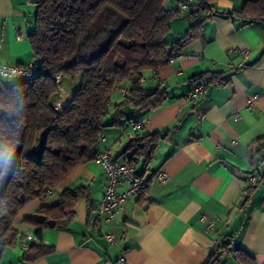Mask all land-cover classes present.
I'll return each mask as SVG.
<instances>
[{
	"label": "crops",
	"instance_id": "crops-1",
	"mask_svg": "<svg viewBox=\"0 0 264 264\" xmlns=\"http://www.w3.org/2000/svg\"><path fill=\"white\" fill-rule=\"evenodd\" d=\"M244 1L216 0L217 11L206 16L200 34L146 73L142 84L159 85L166 100L137 117L139 130L133 131L131 122L103 130L98 150L110 151L117 161L125 159L124 148L134 136L160 133L153 158L136 160L145 190L127 193L115 216L97 231L96 205L106 175L98 161L89 160L56 186L50 200H33L18 213L17 241L4 250L0 264H203L223 241L229 243L223 264H264V148L250 152L256 139L264 147V22L244 23L227 14ZM35 12V0H0V64L34 61L28 36ZM187 27L182 16L173 19L174 32L166 40H176ZM242 47L249 48L245 57ZM201 83L203 94L186 99ZM76 86L62 79L57 100L68 103ZM156 171L167 175L165 182L155 179ZM256 182L247 199L245 187ZM78 187H85L86 195L72 205L71 220L64 227L55 221L36 239L35 228L24 219H41L40 207L58 204L62 190ZM126 190V183L118 186L119 192ZM106 233L114 236L112 244ZM40 242L52 251L34 262L22 261L23 251Z\"/></svg>",
	"mask_w": 264,
	"mask_h": 264
},
{
	"label": "trees",
	"instance_id": "trees-1",
	"mask_svg": "<svg viewBox=\"0 0 264 264\" xmlns=\"http://www.w3.org/2000/svg\"><path fill=\"white\" fill-rule=\"evenodd\" d=\"M35 2L34 29L28 39L39 72L29 82H0V257L17 241L18 213L33 200H50L44 197L48 189L94 159L106 127L134 124L140 114L162 105L166 91L159 85L144 86L146 73L181 53L200 34L206 16L217 11L216 0ZM227 14L244 23L264 22V0H245L241 9ZM180 16H185L188 27L168 42L170 22ZM62 79L76 81L77 86L71 100L57 111ZM159 136V132L134 136L124 148L125 159L128 152L129 161L149 159ZM260 148L264 147L256 139L250 152ZM257 184L245 187L247 199ZM85 190H62L61 202L37 210L41 219H24L35 228L36 239L49 228V220L64 227ZM228 246L221 242L203 264H223ZM51 251L41 242L30 244L22 261L34 262Z\"/></svg>",
	"mask_w": 264,
	"mask_h": 264
},
{
	"label": "built area",
	"instance_id": "built-area-1",
	"mask_svg": "<svg viewBox=\"0 0 264 264\" xmlns=\"http://www.w3.org/2000/svg\"><path fill=\"white\" fill-rule=\"evenodd\" d=\"M249 53V48L242 47L240 48V54L242 56H247ZM171 60V59H170ZM40 69V64L29 63L26 65H10V64H0V82L5 80H23L29 82L33 80L38 74ZM57 77V81H59ZM205 91L204 84L196 85L191 91L186 95V99L192 100L198 98ZM255 98L249 99L247 101V108L253 106ZM55 109L59 111L55 105ZM204 116L203 112H199V117ZM234 118L238 119L239 114L235 113ZM141 127L140 123L132 124V130L137 131ZM156 148V145H152V149L149 153V159L153 158V151ZM131 152H128L126 159L123 161H117L110 155V151L98 152L95 156V160L99 162L102 166L105 175L106 181L103 188V194L101 199L96 205V216L94 220V228L97 231L101 229V223L105 220L112 219L116 212L122 207L124 202L125 195L127 193H142L146 188V180L136 172V159L129 161ZM155 179L159 182H165L167 175L163 171H156ZM121 183L127 184V190L125 192H119L118 186ZM57 194L56 188L48 189L44 197L46 199H51ZM108 244H112L114 236L111 233L104 234ZM30 238L28 233L24 235V238Z\"/></svg>",
	"mask_w": 264,
	"mask_h": 264
},
{
	"label": "bare ground",
	"instance_id": "bare-ground-1",
	"mask_svg": "<svg viewBox=\"0 0 264 264\" xmlns=\"http://www.w3.org/2000/svg\"><path fill=\"white\" fill-rule=\"evenodd\" d=\"M66 104H67V99L62 98L58 103H56V106L59 109V111H61L66 106Z\"/></svg>",
	"mask_w": 264,
	"mask_h": 264
},
{
	"label": "rangeland",
	"instance_id": "rangeland-1",
	"mask_svg": "<svg viewBox=\"0 0 264 264\" xmlns=\"http://www.w3.org/2000/svg\"><path fill=\"white\" fill-rule=\"evenodd\" d=\"M182 18L183 19H185L186 20V18H185V16H182ZM173 30L167 35L168 37H170V36H172L173 35ZM7 83H10V82H12V80H5Z\"/></svg>",
	"mask_w": 264,
	"mask_h": 264
},
{
	"label": "water",
	"instance_id": "water-1",
	"mask_svg": "<svg viewBox=\"0 0 264 264\" xmlns=\"http://www.w3.org/2000/svg\"><path fill=\"white\" fill-rule=\"evenodd\" d=\"M48 226L49 227H53L54 226V221L53 220H49L48 221Z\"/></svg>",
	"mask_w": 264,
	"mask_h": 264
}]
</instances>
